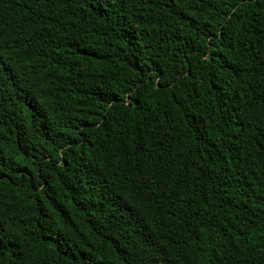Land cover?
Listing matches in <instances>:
<instances>
[{"label": "trees", "instance_id": "trees-1", "mask_svg": "<svg viewBox=\"0 0 264 264\" xmlns=\"http://www.w3.org/2000/svg\"><path fill=\"white\" fill-rule=\"evenodd\" d=\"M0 264H264V0H0Z\"/></svg>", "mask_w": 264, "mask_h": 264}]
</instances>
